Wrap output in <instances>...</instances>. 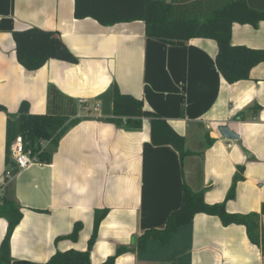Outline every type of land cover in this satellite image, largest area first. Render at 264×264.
Returning <instances> with one entry per match:
<instances>
[{
	"label": "crops",
	"instance_id": "1",
	"mask_svg": "<svg viewBox=\"0 0 264 264\" xmlns=\"http://www.w3.org/2000/svg\"><path fill=\"white\" fill-rule=\"evenodd\" d=\"M32 28L59 33L79 62L49 60L27 71L12 34ZM231 42L264 50V22L258 28L233 24ZM217 53L209 39L181 47L150 39L140 21L102 26L78 20L75 0H0V106L6 109L0 111V203L12 199L23 215L11 238L14 263L46 264L57 252L86 251L95 213L106 210L92 264L120 247L129 252L115 264H264L245 226H224L206 214L180 228L169 245L151 241L147 251H138L139 238L164 229L180 209L184 185L203 192L210 205L226 202L229 213L262 212L264 62L249 80L229 84L216 66ZM114 85L185 139L184 158L172 146L152 144L148 119L114 116ZM25 102V117L47 116L62 126L55 143L35 140L39 163L19 171L9 124L22 116ZM220 126L239 138H223ZM50 146L56 152L41 157ZM236 176L235 197L227 201ZM78 222V241L61 239ZM8 225L0 218V248Z\"/></svg>",
	"mask_w": 264,
	"mask_h": 264
},
{
	"label": "trees",
	"instance_id": "2",
	"mask_svg": "<svg viewBox=\"0 0 264 264\" xmlns=\"http://www.w3.org/2000/svg\"><path fill=\"white\" fill-rule=\"evenodd\" d=\"M75 18H92L102 26L140 21L146 26L148 38L171 46H186L192 39L213 40L218 47L216 66L229 84L249 80L251 70L264 62V50L233 46L231 42L233 24L258 28L264 22V0H75ZM12 36L18 62L27 71H37L49 60L70 64L79 62L59 33L32 28L13 32ZM0 111L6 109L0 106ZM113 114L129 121L148 119L151 125V141L155 147L172 146L181 158L186 156L185 139L160 114L145 110L142 100L123 94L117 85L113 87ZM241 118L242 115L235 120ZM61 126L62 122L51 117L22 115L18 120L10 122L9 134L11 137L21 136L25 142L29 141L31 144L38 138L50 139L55 143ZM46 155L48 154L42 153L41 157ZM239 180L241 177L234 178L227 201L235 197ZM107 213L106 210L95 213L94 232L86 251L57 252L46 264H92L91 252L98 239L99 226ZM200 214L217 217L224 226H245L250 241L260 246L264 254V232L261 230L264 205L261 213L232 214L227 211L226 202L210 205L206 203L203 192H195L187 185L183 187L180 209L169 216L164 229L149 230L141 236L138 240V251H147L151 241L163 246L169 245L177 231L191 225ZM0 218L7 220L9 224L0 248V264H13L11 238L23 215L12 199L4 198L0 203ZM82 230L83 224L78 222L73 232L61 239L77 242ZM127 252V248L120 247L114 256L102 264H115L117 258Z\"/></svg>",
	"mask_w": 264,
	"mask_h": 264
},
{
	"label": "built area",
	"instance_id": "3",
	"mask_svg": "<svg viewBox=\"0 0 264 264\" xmlns=\"http://www.w3.org/2000/svg\"><path fill=\"white\" fill-rule=\"evenodd\" d=\"M10 155L19 171L26 170L32 165L39 163L37 156H35L31 150H28L26 142L21 136L16 137L11 144ZM7 175H11L10 169Z\"/></svg>",
	"mask_w": 264,
	"mask_h": 264
},
{
	"label": "water",
	"instance_id": "4",
	"mask_svg": "<svg viewBox=\"0 0 264 264\" xmlns=\"http://www.w3.org/2000/svg\"><path fill=\"white\" fill-rule=\"evenodd\" d=\"M29 108H30V105L27 102L23 103L21 106V109L19 111V114H21V115L28 114ZM219 132H220L221 136L225 139L236 140L239 138L238 135L233 133V131H231V129L227 126H220ZM55 152H56V148L54 146H50L46 151L47 154H53ZM134 241L135 240L132 239V243H134ZM13 264H30V263H28V262H15Z\"/></svg>",
	"mask_w": 264,
	"mask_h": 264
},
{
	"label": "rangeland",
	"instance_id": "5",
	"mask_svg": "<svg viewBox=\"0 0 264 264\" xmlns=\"http://www.w3.org/2000/svg\"><path fill=\"white\" fill-rule=\"evenodd\" d=\"M26 145L28 147V150H31L35 156L38 154V149L33 144H31L29 141H26Z\"/></svg>",
	"mask_w": 264,
	"mask_h": 264
}]
</instances>
